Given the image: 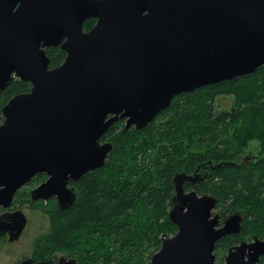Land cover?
<instances>
[{"label": "water", "instance_id": "1", "mask_svg": "<svg viewBox=\"0 0 264 264\" xmlns=\"http://www.w3.org/2000/svg\"><path fill=\"white\" fill-rule=\"evenodd\" d=\"M94 26L83 31L88 19ZM61 45L64 62L48 69L45 48ZM264 65V0H0V92L16 78L30 90L3 106L0 124V207L37 174L46 180L32 200L55 196L58 209L76 200L74 187L100 168L111 150L109 127L141 129L182 93L252 73ZM211 169L236 163L207 162ZM198 168V167H197ZM187 182L201 180L198 170ZM178 175L168 220L149 264H221L215 243L241 230L235 212L216 228L217 198L184 193ZM20 211L0 215V236L17 240ZM253 250L245 258L244 250ZM264 241L229 250L222 264H256ZM20 264H75L60 258ZM264 264V263H263Z\"/></svg>", "mask_w": 264, "mask_h": 264}, {"label": "trees", "instance_id": "2", "mask_svg": "<svg viewBox=\"0 0 264 264\" xmlns=\"http://www.w3.org/2000/svg\"><path fill=\"white\" fill-rule=\"evenodd\" d=\"M92 23L85 21L84 28ZM48 54L50 67L57 65L56 49ZM29 89L30 83L15 80L0 92V124L3 106ZM223 94L235 101L231 127L224 124V116L213 113L216 99ZM159 114L141 129L121 132L123 120L109 127L101 138L112 143L103 165L72 183L76 192L72 207L52 209L49 248L72 245L75 252L69 255L78 256L81 264H144L160 249L161 232L171 230L167 218L172 171L183 166L190 170L207 160L236 163L235 157L250 141L259 142L261 158L245 165L210 168L199 186L200 192L217 198L222 216L242 214L239 234L264 240V65L177 95ZM156 142L159 148L149 157L147 149H154ZM237 235L222 237L217 248L231 247Z\"/></svg>", "mask_w": 264, "mask_h": 264}, {"label": "rangeland", "instance_id": "3", "mask_svg": "<svg viewBox=\"0 0 264 264\" xmlns=\"http://www.w3.org/2000/svg\"><path fill=\"white\" fill-rule=\"evenodd\" d=\"M220 103H222V101ZM226 103L229 105L230 100H228ZM237 112L239 111L237 110ZM213 113H215L214 107H213ZM230 117L224 119L226 122L224 124H226L227 126L230 125L229 127L232 126L231 123L229 122ZM121 128H122L121 132H123L124 125H122ZM130 128L135 129L134 126ZM224 134H221V135H224ZM232 134L233 132L229 130L228 136L231 137ZM221 139H224V138H221ZM258 145H259L258 141H250L248 145L243 149L242 154L247 153L252 150L254 154L260 155L261 150L259 149ZM194 149L195 148H193V151H195ZM45 180H46V177L44 178V181ZM34 186H35V183L30 181L23 188L19 189V191H17L16 194L14 195V198H13L14 201L12 203L11 208L14 210L17 208L22 210V212L26 216L27 225L22 233V236L16 242L9 241L8 237L0 238V264L19 263L20 260L24 257H28L34 261H38V260H43V259H47L49 257H54V256L56 257L55 258L56 260L57 259L59 260L60 258H64L66 260L72 259L74 260L75 264H81L80 260L78 259V256L75 255V258H73V257H70L69 255V253L75 252V250L72 248V245L65 246V247L61 246L57 248L48 247L49 235L52 232V227H53L52 220H51V212H52V209L57 210V202L56 200L55 201L50 200L48 202H44V201L33 202L31 200L30 193L35 188ZM198 194L199 195H202V194L209 195L206 192H199ZM220 212H221L220 206H216V208L213 211V214H217L221 216L222 220L228 217V216H222ZM167 221L171 225L170 227L171 230L166 231L165 229V231H162L160 239L163 235L167 238L172 237L177 232V227L171 224L168 218H167ZM254 237L256 236L254 235L248 236L244 233H240L237 235L236 241L235 242L232 241L230 244L232 246H237L241 242L251 243ZM227 249L228 248H218L217 250H215V252H213L216 262L221 263V264L224 263V258L226 257L228 253ZM154 253H156V251ZM108 263L115 264L114 261H108ZM149 263H150V259L149 261L144 260V264H149ZM101 264H104V263H101Z\"/></svg>", "mask_w": 264, "mask_h": 264}, {"label": "flooded vegetation", "instance_id": "4", "mask_svg": "<svg viewBox=\"0 0 264 264\" xmlns=\"http://www.w3.org/2000/svg\"><path fill=\"white\" fill-rule=\"evenodd\" d=\"M88 20H92L93 21V23H92V25L90 26V27H86V28H84V24H83V31L84 32H88L93 26H94V24H95V22H96V20L95 19H93V18H91V19H88ZM88 20H86V21H88ZM67 40V38L66 37H64L63 39H62V41H61V43L59 44V45H57V46H49V47H46L45 48V54H46V56L48 57V60H49V64H48V69H54V68H56V67H58V66H60L63 62H64V60H65V58H66V56H67V53L65 52V50L64 49H62L61 48V45L65 42ZM54 49H56V53H58L59 54V56H58V59H57V62L55 63V64H57V65H54L53 67H50V57H49V54H48V51L49 52H52ZM58 50V51H57ZM62 59V60H61ZM15 80H18V78H16ZM14 80V81H15ZM30 88H31V86H30ZM30 90V89H29ZM28 90V91H29ZM27 93V92H26ZM182 94H184V93H182ZM181 95V94H180ZM176 97V96H175ZM228 100H230V104L228 105L226 102L228 101ZM222 101V103H220ZM235 103V101H234V97L233 96H231V95H227V94H223V95H221V96H219V98L218 99H216V104H215V107H214V109H215V114H217V115H220V116H224V118H228L230 115H231V113H233L235 110H234V107H232L231 108V106H233V104ZM160 113V112H159ZM157 114L156 115V117L157 116H161V114ZM155 117V118H156ZM118 121H120V120H118ZM123 125H124V120H123ZM112 126V125H111ZM105 142H108V143H110L111 145H112V143L110 142V141H108V140H106V141H102V140H100V144H102V143H105ZM158 146H157V143L155 144V147H154V149H152V148H148L147 149V151H148V154L147 155H149V157H152L153 156V154H156V152H157V150H158ZM254 149V148H253ZM255 150V149H254ZM191 151H193V150H191ZM259 158H261V156L260 155H256V154H254V152L251 150V151H249V152H247V153H244V154H242V152L239 154V155H237L236 157H235V161H236V163L237 164H239V163H241V162H243L244 163V165L245 164H247V163H250V162H252V161H256L257 159H259ZM207 162H209L208 160L207 161H205V162H198V164L196 163V164H194L193 165V167H191V169L190 170H188V168H186L185 166H183L181 169H174L173 171H172V174H171V178H170V186H171V189H172V197H173V195L175 194V192H176V184H174V177H175V175H178V177H179V179L181 180V181H184L183 182V184H182V188H183V192L184 193H189L190 191H194V192H196L197 194L200 192V190L202 189L199 185H200V183H202L203 181H205L207 178H208V176H209V174H207V171H208V169H210V166H203V164H205V163H207ZM198 167V168H197ZM196 169L198 170V172H199V175H200V178H201V180H199V181H197V182H194V181H192L193 183H190V182H187L186 180H187V177L185 176V174H187V175H190V174H192V172H194V171H196ZM88 173V172H87ZM86 174V173H85ZM39 175H42V177L40 176L39 178H37ZM46 176L44 175V174H37L36 176H34L30 181H32V182H34L35 183V188L36 187H38L40 184H42L43 183V181H44V178H45ZM29 181V182H30ZM29 182H27L26 184H28ZM72 181H70L69 182V184H68V186H72L73 187V184L71 183ZM74 183V182H73ZM26 184H24L22 187H20L19 189H21V188H23ZM198 186V188H195V186ZM34 188V189H35ZM19 189H18V191H19ZM33 189V190H34ZM30 197H31V194H30ZM172 197L170 198V203H171V206H170V208H169V210L172 208V205H173V203H172ZM31 200H32V197H31ZM50 200H53V201H55L56 200V202H57V199H56V197L55 196H52V197H50V198H48L47 200H36V201H34V200H32L33 202H38V201H44V202H48V201H50ZM14 201V200H13ZM13 201H12V203H13ZM12 203H11V206H12ZM11 206L9 207V208H7V209H4V208H2V207H0V215H2L3 213H6V212H15V211H20V212H22V210L21 209H12L11 208ZM69 209V208H68ZM68 209H66V210H68ZM57 210H59L58 209V204H57ZM66 210H62V211H66ZM59 211H61V210H59ZM23 213V212H22ZM24 214V213H23ZM25 216V215H24ZM25 218H26V216H25ZM222 223H223V220H222V218H221V216H219L218 215V224L216 225V228H220V227H222ZM26 225H27V219H26V223H25V227H26ZM25 227H24V229H25ZM24 231V230H23ZM23 233V232H22ZM239 234V233H238ZM230 235H232V234H230ZM237 235V234H236ZM22 236V234L20 235V237ZM227 236V235H226ZM8 236H7V234H4V235H1L0 236V238H7ZM19 237V238H20ZM222 237H224V236H222ZM221 237V238H222ZM18 238V239H19ZM221 238H219V240L221 239ZM18 239L17 240H15V241H11V242H16V241H18ZM219 240H217L216 241V243H215V250H217L218 248H217V243L219 242ZM260 241H264L263 239L262 240H260ZM245 243H247V242H245ZM247 244H249V243H247ZM234 246H232V247H229L228 249H227V252H229V250L230 249H232ZM215 250H214V252H215ZM250 253H253V250H249L248 248H246L245 250H244V254H245V258L247 257V255L248 254H250ZM260 256H263V258H264V254L263 255H260ZM260 256L258 257V262L256 263V264H263L264 263V259L262 260V261H260ZM49 258H51V259H55L56 257L54 256V257H49ZM26 259H30V258H28V257H24V258H22L21 260H20V262L19 263H14V264H20L22 261H24V260H26ZM33 263H38V262H42L43 260H45V259H43V260H38V261H34V260H32V259H30ZM54 261V263H58L59 262V260L57 259V260H53Z\"/></svg>", "mask_w": 264, "mask_h": 264}, {"label": "bare ground", "instance_id": "5", "mask_svg": "<svg viewBox=\"0 0 264 264\" xmlns=\"http://www.w3.org/2000/svg\"><path fill=\"white\" fill-rule=\"evenodd\" d=\"M193 173V172H192ZM188 174V173H187ZM199 195V194H198Z\"/></svg>", "mask_w": 264, "mask_h": 264}]
</instances>
